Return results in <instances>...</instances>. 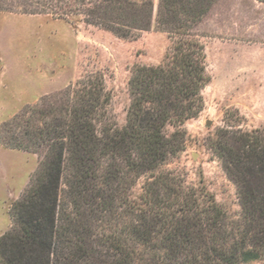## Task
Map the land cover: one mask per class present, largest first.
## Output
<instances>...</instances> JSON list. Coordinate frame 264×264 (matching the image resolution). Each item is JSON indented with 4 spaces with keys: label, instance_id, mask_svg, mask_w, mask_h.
<instances>
[{
    "label": "trees",
    "instance_id": "16d2710c",
    "mask_svg": "<svg viewBox=\"0 0 264 264\" xmlns=\"http://www.w3.org/2000/svg\"><path fill=\"white\" fill-rule=\"evenodd\" d=\"M19 1L23 13L83 16L84 24L120 38L154 20L175 40L162 65L132 72L119 129L95 128L106 100L99 82L63 93L57 108L33 109L24 125L6 124L3 147L44 148V156L9 208L0 264H246L264 256V131L220 129L209 144L235 186L237 221L207 193L172 173L155 174L183 150L182 127L201 111L203 47L187 31L215 0H157L155 9L153 0ZM145 175L132 200L131 188Z\"/></svg>",
    "mask_w": 264,
    "mask_h": 264
},
{
    "label": "rangeland",
    "instance_id": "374dc122",
    "mask_svg": "<svg viewBox=\"0 0 264 264\" xmlns=\"http://www.w3.org/2000/svg\"><path fill=\"white\" fill-rule=\"evenodd\" d=\"M153 3L155 9L157 0ZM23 5L0 0V237L12 226L11 204L28 189L44 156V148L33 152L3 147L1 140L10 135L6 124L16 120L24 125L33 109L57 108L63 93L99 82L106 100L95 128L98 133L105 126L119 129L125 124L132 72L162 65L175 40L157 29L154 20L148 30L120 38L84 24L83 16L23 13ZM187 33L203 47L202 108L182 127L183 150L155 174L172 173L186 187L207 193L229 221H237L241 209L235 186L209 144L220 129L264 131V4L215 0ZM172 131L166 128L167 134ZM147 178L135 181L132 200H138ZM246 264H264V256Z\"/></svg>",
    "mask_w": 264,
    "mask_h": 264
},
{
    "label": "crops",
    "instance_id": "0c3cea01",
    "mask_svg": "<svg viewBox=\"0 0 264 264\" xmlns=\"http://www.w3.org/2000/svg\"><path fill=\"white\" fill-rule=\"evenodd\" d=\"M14 152H16V151H11V153H13L14 154ZM22 173V171H21V169H17V174L19 175V174H21Z\"/></svg>",
    "mask_w": 264,
    "mask_h": 264
}]
</instances>
